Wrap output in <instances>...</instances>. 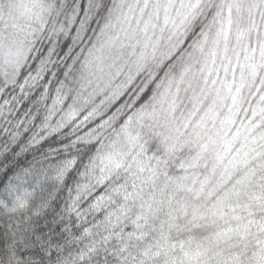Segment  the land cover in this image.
I'll use <instances>...</instances> for the list:
<instances>
[{
    "label": "snow or ice",
    "instance_id": "1",
    "mask_svg": "<svg viewBox=\"0 0 264 264\" xmlns=\"http://www.w3.org/2000/svg\"><path fill=\"white\" fill-rule=\"evenodd\" d=\"M0 264H264V0H0Z\"/></svg>",
    "mask_w": 264,
    "mask_h": 264
}]
</instances>
